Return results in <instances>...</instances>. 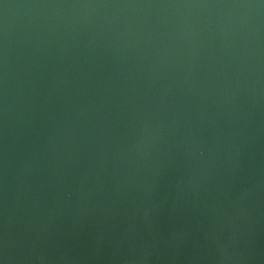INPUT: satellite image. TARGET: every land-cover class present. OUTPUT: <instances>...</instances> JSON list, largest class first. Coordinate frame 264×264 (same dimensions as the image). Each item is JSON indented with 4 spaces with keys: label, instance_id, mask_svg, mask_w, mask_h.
Instances as JSON below:
<instances>
[{
    "label": "water",
    "instance_id": "95a60500",
    "mask_svg": "<svg viewBox=\"0 0 264 264\" xmlns=\"http://www.w3.org/2000/svg\"><path fill=\"white\" fill-rule=\"evenodd\" d=\"M0 264H264V0H0Z\"/></svg>",
    "mask_w": 264,
    "mask_h": 264
}]
</instances>
